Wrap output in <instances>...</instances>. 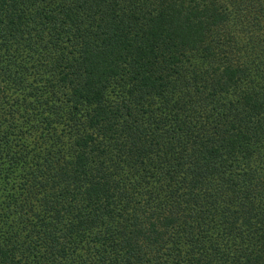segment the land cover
Listing matches in <instances>:
<instances>
[{"label":"trees","instance_id":"16d2710c","mask_svg":"<svg viewBox=\"0 0 264 264\" xmlns=\"http://www.w3.org/2000/svg\"><path fill=\"white\" fill-rule=\"evenodd\" d=\"M0 264H264V0H0Z\"/></svg>","mask_w":264,"mask_h":264}]
</instances>
